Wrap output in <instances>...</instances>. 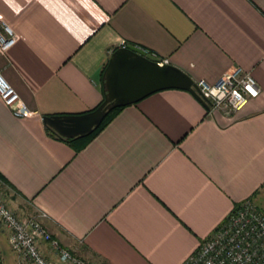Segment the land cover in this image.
I'll use <instances>...</instances> for the list:
<instances>
[{"label":"crops","instance_id":"obj_1","mask_svg":"<svg viewBox=\"0 0 264 264\" xmlns=\"http://www.w3.org/2000/svg\"><path fill=\"white\" fill-rule=\"evenodd\" d=\"M0 20L18 35L0 72L34 111L17 118L0 100V186L17 214L44 213L85 261L182 264L240 202L264 212V0H0ZM123 43L195 82L239 67L260 92L226 115L187 90H159L75 151L42 116L96 108Z\"/></svg>","mask_w":264,"mask_h":264},{"label":"built area","instance_id":"obj_2","mask_svg":"<svg viewBox=\"0 0 264 264\" xmlns=\"http://www.w3.org/2000/svg\"><path fill=\"white\" fill-rule=\"evenodd\" d=\"M17 39L18 35L12 27L0 20V53H5ZM124 46V43L120 45ZM136 47L156 57L159 65L167 64V59ZM196 84L209 111L218 110L226 115L240 110L260 92L251 73L239 67L224 72L214 83L199 80ZM0 100L17 118H27L34 114L1 72ZM43 216L44 213L17 214L0 191V224L7 232V243L16 256L15 264H53L43 254L40 247L42 243L48 244L58 259L66 264H108L85 261L60 245L40 221ZM182 264H264V212L251 200L240 202Z\"/></svg>","mask_w":264,"mask_h":264},{"label":"water","instance_id":"obj_3","mask_svg":"<svg viewBox=\"0 0 264 264\" xmlns=\"http://www.w3.org/2000/svg\"><path fill=\"white\" fill-rule=\"evenodd\" d=\"M102 87L103 101L94 110L76 115H44L43 123L64 138L85 137L110 110L167 88L187 90L205 103L196 82L185 72L170 64L159 65L156 57L130 44L111 53L103 70Z\"/></svg>","mask_w":264,"mask_h":264},{"label":"trees","instance_id":"obj_4","mask_svg":"<svg viewBox=\"0 0 264 264\" xmlns=\"http://www.w3.org/2000/svg\"><path fill=\"white\" fill-rule=\"evenodd\" d=\"M106 66V65H105ZM105 66L103 67L102 71H101V74L103 73V70L105 68ZM104 93V91H103ZM205 105V107L208 108V105L206 103H203ZM124 106H120V107H116L112 110H110L106 116L104 117V119L102 120V122L100 123V125L95 128L92 133H90L89 135L85 136V137H74V138H64V137H61L59 135H57L56 133H54L46 124H45V128L46 130L52 134V135H55L56 137L64 140L66 143H68L75 151H78L80 150L84 145L85 143L90 140L93 136H95L112 118L113 116L118 112L120 111ZM95 109V108H94ZM94 109H91L90 111L94 110ZM86 112H89V111H86ZM84 112V113H86ZM82 114V113H80ZM76 115V114H75Z\"/></svg>","mask_w":264,"mask_h":264},{"label":"rangeland","instance_id":"obj_5","mask_svg":"<svg viewBox=\"0 0 264 264\" xmlns=\"http://www.w3.org/2000/svg\"><path fill=\"white\" fill-rule=\"evenodd\" d=\"M0 191L4 192V189L0 186ZM261 208L264 210V204L260 205ZM34 215V214H29ZM0 251L2 254V264H15V254L11 251L7 239H4L3 237L0 238Z\"/></svg>","mask_w":264,"mask_h":264}]
</instances>
